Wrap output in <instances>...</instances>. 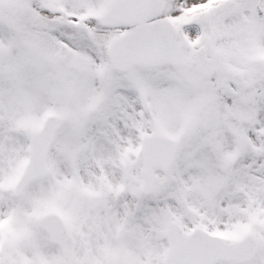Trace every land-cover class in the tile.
<instances>
[{"label":"snow or ice","instance_id":"1","mask_svg":"<svg viewBox=\"0 0 264 264\" xmlns=\"http://www.w3.org/2000/svg\"><path fill=\"white\" fill-rule=\"evenodd\" d=\"M0 264H264V0H0Z\"/></svg>","mask_w":264,"mask_h":264}]
</instances>
